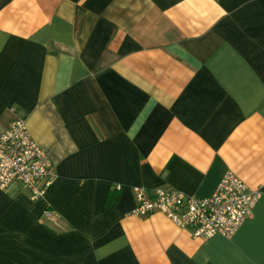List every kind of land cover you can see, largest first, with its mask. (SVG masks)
Returning <instances> with one entry per match:
<instances>
[{
	"label": "crops",
	"instance_id": "obj_1",
	"mask_svg": "<svg viewBox=\"0 0 264 264\" xmlns=\"http://www.w3.org/2000/svg\"><path fill=\"white\" fill-rule=\"evenodd\" d=\"M16 118L56 177L0 189V264H264V0H0V136ZM227 170L261 192L229 239L130 213Z\"/></svg>",
	"mask_w": 264,
	"mask_h": 264
},
{
	"label": "built area",
	"instance_id": "obj_2",
	"mask_svg": "<svg viewBox=\"0 0 264 264\" xmlns=\"http://www.w3.org/2000/svg\"><path fill=\"white\" fill-rule=\"evenodd\" d=\"M55 177L53 164L31 137L25 120L14 119L0 136V189L18 182L31 199H36ZM133 189L137 203L131 214L146 216L160 212L200 240L217 235L229 239L251 215L261 196L259 190L249 188L232 170L223 174L214 192L207 197L169 189H157L152 194L142 187Z\"/></svg>",
	"mask_w": 264,
	"mask_h": 264
},
{
	"label": "trees",
	"instance_id": "obj_3",
	"mask_svg": "<svg viewBox=\"0 0 264 264\" xmlns=\"http://www.w3.org/2000/svg\"><path fill=\"white\" fill-rule=\"evenodd\" d=\"M107 193H108V195H107L106 200H105V206H109V205L113 204L118 198V193H117L116 189L115 190L111 189Z\"/></svg>",
	"mask_w": 264,
	"mask_h": 264
}]
</instances>
